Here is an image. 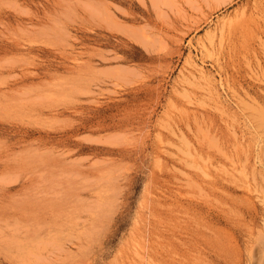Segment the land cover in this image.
<instances>
[{"label":"rangeland","instance_id":"374dc122","mask_svg":"<svg viewBox=\"0 0 264 264\" xmlns=\"http://www.w3.org/2000/svg\"><path fill=\"white\" fill-rule=\"evenodd\" d=\"M263 115L264 0H0V264H264Z\"/></svg>","mask_w":264,"mask_h":264},{"label":"bare ground","instance_id":"6f19581e","mask_svg":"<svg viewBox=\"0 0 264 264\" xmlns=\"http://www.w3.org/2000/svg\"><path fill=\"white\" fill-rule=\"evenodd\" d=\"M263 113V112H262ZM261 116V115H260ZM264 116V115H263ZM258 117V116H257ZM261 122V121H260ZM262 125V124H261ZM264 129V128H263ZM264 133V132H263ZM262 237H264V236H262ZM263 240H264V238H263ZM226 244V243H225ZM259 246V245H258Z\"/></svg>","mask_w":264,"mask_h":264}]
</instances>
